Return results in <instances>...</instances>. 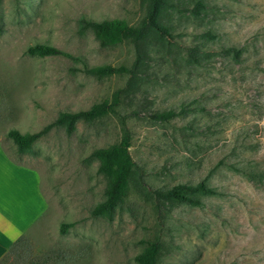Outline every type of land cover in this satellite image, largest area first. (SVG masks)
<instances>
[{"label":"rangeland","instance_id":"rangeland-1","mask_svg":"<svg viewBox=\"0 0 264 264\" xmlns=\"http://www.w3.org/2000/svg\"><path fill=\"white\" fill-rule=\"evenodd\" d=\"M167 1L160 21L170 36L102 46L92 30L80 32L82 16L137 26L149 0H2L0 148L39 171L49 205L25 247L1 264H137L141 240L156 238L158 264H264V0ZM197 2L204 7L195 15ZM36 43L82 62L28 54ZM225 47L239 56L222 54ZM190 48L205 52L199 63ZM83 62L135 72L98 78ZM118 92L115 113L79 121L71 135L53 127L31 152L19 153L7 136L11 127L39 131L61 111L88 110ZM183 105L181 116L153 118ZM123 123L140 170L109 220L91 213L108 182L92 152L120 142ZM199 182L215 192L195 194L196 205L156 196ZM63 222L74 224L61 233Z\"/></svg>","mask_w":264,"mask_h":264},{"label":"trees","instance_id":"trees-1","mask_svg":"<svg viewBox=\"0 0 264 264\" xmlns=\"http://www.w3.org/2000/svg\"><path fill=\"white\" fill-rule=\"evenodd\" d=\"M1 3L2 0H0V6ZM169 6L170 4L167 0H149L147 12L137 26L130 25L125 19L116 18L96 21L82 16L79 20V30L81 33L86 30H92L102 46L116 45L127 38L132 39L135 43H139L140 41L146 40L152 34L157 35L161 39H165L171 35V32L168 27L161 23L160 18L164 9ZM203 7L204 5L202 2H197L195 7L190 11L198 15ZM204 35L212 37L209 32ZM26 52L39 57L62 55L82 62L80 56H74L58 47L46 43H36L28 47ZM198 52L200 54H198ZM221 53L232 55L237 58L240 51L233 47H225L222 48ZM188 55L191 62L199 63L202 55L206 54L204 51L200 52V50L196 48H190ZM139 57L140 56H138L134 64L135 68L138 65ZM83 65V71L98 78L127 71L131 73L135 72L134 69H128L124 66L115 67L107 64L89 66L86 62H83ZM119 102L120 94L118 92L115 94L112 102L104 100L94 104L88 110L61 111L54 121L47 124L39 131L21 132L18 128L11 127L7 131V136L14 142L19 153H28L32 151L33 143L48 133L53 127H63L66 133L71 135L77 129V123L79 121L83 120L92 123L110 113H115L116 106ZM187 111V106L183 105L179 110L171 109L153 114V118L156 120L169 121L187 113ZM123 124V136L120 142L110 144L106 147L96 148L92 152V156L99 160L98 171L107 177L108 182L104 192V198L92 208L91 213L92 215L102 216L109 220L114 218L115 214L125 203L129 192L132 173L136 170H140L130 152L131 132L125 123ZM214 192L215 191L204 182L196 184L179 183L165 191H157L156 196L176 203L196 205L199 200L194 197L195 194H212ZM73 224V222H63L60 229L61 233H65L68 227H71ZM27 242L28 238L25 235L19 237L10 247L3 260L19 251L21 247H25ZM141 243L143 247L134 257L137 264H158V255L162 248L160 239L141 240Z\"/></svg>","mask_w":264,"mask_h":264},{"label":"crops","instance_id":"crops-1","mask_svg":"<svg viewBox=\"0 0 264 264\" xmlns=\"http://www.w3.org/2000/svg\"><path fill=\"white\" fill-rule=\"evenodd\" d=\"M0 143L2 144L1 135ZM19 187L23 190L21 191ZM23 195L27 199L23 198ZM48 205L39 171L32 166L15 162L2 146L0 148V264L13 243L22 235H27L43 218Z\"/></svg>","mask_w":264,"mask_h":264},{"label":"bare ground","instance_id":"bare-ground-1","mask_svg":"<svg viewBox=\"0 0 264 264\" xmlns=\"http://www.w3.org/2000/svg\"><path fill=\"white\" fill-rule=\"evenodd\" d=\"M27 184H28V183H27ZM23 186H24V185H23ZM28 186H29V185H28ZM28 186H27V187H28ZM25 187H26V186H25ZM19 188H20V187H19ZM32 188H33V187H32ZM16 189H17V188H16ZM28 189H30V188H28ZM20 190H21V188H20ZM22 190H23V189H22ZM22 190H21V191H22ZM24 190H26V189H24ZM33 190H34V189H33ZM25 193H26V192H25ZM16 194H17V192H16ZM30 194H31V192H30ZM24 195H25V194H24ZM24 195H23V198L27 199V197H25L26 195H25V196H24ZM31 195H32V194H31ZM14 196H15L17 199H19L16 195H14ZM19 196H20V195H19ZM33 196H34V195H33ZM20 199H21V197H20ZM21 200L23 201V199H21ZM21 200H19V201L21 202ZM32 202H33V200H32ZM34 203H36V202H34ZM15 204H17V203H15ZM18 204H19V203H18ZM19 205H20V204H19ZM19 205H17V206H19ZM21 206H22V205H21ZM19 207H20V206H19ZM35 207H36V205H35ZM39 207H40V206H39ZM40 208H41V207H40ZM20 209L23 210V208H21V207H20ZM31 209H32V208H31ZM29 212H30V210H29ZM29 212H28V213H29ZM20 214H21V213H20ZM29 214H30V216H32L31 212H30ZM21 216H22V215H21ZM26 221H27V218H26Z\"/></svg>","mask_w":264,"mask_h":264}]
</instances>
